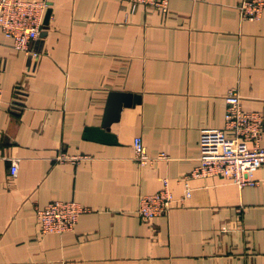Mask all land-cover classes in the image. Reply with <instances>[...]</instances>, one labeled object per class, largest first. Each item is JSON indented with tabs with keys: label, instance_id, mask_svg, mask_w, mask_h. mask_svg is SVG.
<instances>
[{
	"label": "crops",
	"instance_id": "obj_1",
	"mask_svg": "<svg viewBox=\"0 0 264 264\" xmlns=\"http://www.w3.org/2000/svg\"><path fill=\"white\" fill-rule=\"evenodd\" d=\"M45 1L36 56L0 34V264H264V165L254 186L193 175L200 132L224 127L231 91L262 115L264 147V12L242 20L240 0H169L166 12ZM110 93L131 96L114 143L87 136ZM135 137L164 158L139 165ZM164 179L174 205L144 222L139 199ZM51 201L85 209L73 231L39 233L36 210Z\"/></svg>",
	"mask_w": 264,
	"mask_h": 264
},
{
	"label": "built area",
	"instance_id": "obj_2",
	"mask_svg": "<svg viewBox=\"0 0 264 264\" xmlns=\"http://www.w3.org/2000/svg\"><path fill=\"white\" fill-rule=\"evenodd\" d=\"M130 11L138 6L162 12L168 9L169 0H124ZM240 19L254 21L264 12V0H240ZM49 4L45 0H0V34L9 39L13 48L36 56L31 44L38 40ZM2 88L0 86V104ZM226 110L222 129H202L199 139V164L193 171L196 177L222 176L237 187L254 186L253 174L264 165V147L260 146L263 134V117L257 112H245L240 106V96L231 91L225 98ZM133 158L145 166L164 155L150 156L140 137L133 140ZM17 171L16 162L11 165V175ZM187 189L184 197L189 198ZM175 199L163 180L162 188L139 199L138 214L144 222L167 214ZM84 208L74 201H51L36 210V220L41 235L61 234L73 231Z\"/></svg>",
	"mask_w": 264,
	"mask_h": 264
},
{
	"label": "water",
	"instance_id": "obj_3",
	"mask_svg": "<svg viewBox=\"0 0 264 264\" xmlns=\"http://www.w3.org/2000/svg\"><path fill=\"white\" fill-rule=\"evenodd\" d=\"M50 9L47 10L44 25H47L50 16ZM131 96L125 93H110L106 104L104 117L100 128H88L87 136L91 139H96L101 142L114 143L115 138L109 133V127L112 123L118 120L122 107L130 105ZM135 102V99H134Z\"/></svg>",
	"mask_w": 264,
	"mask_h": 264
}]
</instances>
